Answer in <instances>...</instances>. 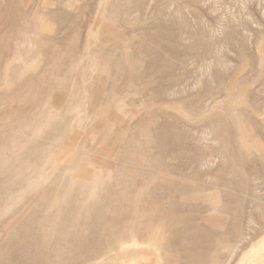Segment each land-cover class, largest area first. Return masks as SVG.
I'll list each match as a JSON object with an SVG mask.
<instances>
[{"label": "rangeland", "instance_id": "1", "mask_svg": "<svg viewBox=\"0 0 264 264\" xmlns=\"http://www.w3.org/2000/svg\"><path fill=\"white\" fill-rule=\"evenodd\" d=\"M21 5L0 0V264H264V0ZM155 57L183 94L128 79ZM163 122L185 127L201 170L160 154Z\"/></svg>", "mask_w": 264, "mask_h": 264}, {"label": "bare ground", "instance_id": "2", "mask_svg": "<svg viewBox=\"0 0 264 264\" xmlns=\"http://www.w3.org/2000/svg\"><path fill=\"white\" fill-rule=\"evenodd\" d=\"M3 1V0H2ZM6 2H8V3H13V2H15L16 0H5ZM18 1H20L21 2V0H18ZM31 1V0H30ZM25 3V2H24ZM30 3V2H29ZM22 5H23V0H22ZM21 5V6H22ZM25 7V6H24ZM24 7H23V9H24ZM32 8V7H31ZM33 10V9H32ZM113 11V10H112ZM17 12H18V14H20V12H19V10H17ZM31 12V11H30ZM7 13H8V8H3L2 9V11H1V13H0V23H3V22H5L6 21V18H7ZM38 13V12H37ZM24 14H27V11H25V13ZM179 18V17H178ZM10 19V18H9ZM60 19V18H59ZM60 22V21H59ZM75 23V22H74ZM181 23V22H180ZM184 23V22H183ZM56 29V28H55ZM16 30V29H15ZM79 30V29H78ZM39 31V30H38ZM30 32V31H29ZM21 33V32H20ZM66 34V33H65ZM75 34V33H74ZM6 35H7V32H5V31H3V33H2V35L0 36V38H2V39H0V47L1 46H3L2 44H3V41H4V39L6 38ZM71 35V34H70ZM68 36V35H67ZM72 36V35H71ZM162 36V35H161ZM108 38V37H107ZM161 38V37H160ZM17 39V38H16ZM166 39V38H165ZM42 40V39H41ZM50 40V39H49ZM164 40V39H163ZM169 40H171V39H169ZM18 41V40H17ZM24 42V41H23ZM79 42V41H78ZM47 43V42H46ZM49 43V42H48ZM43 45V44H42ZM56 48V47H55ZM58 48V47H57ZM101 48V47H100ZM9 49V48H8ZM49 50V49H48ZM55 51V50H54ZM79 52V51H78ZM112 52V51H111ZM23 54V53H22ZM36 55V54H35ZM56 55V54H55ZM110 55V54H109ZM181 54H177V56H178V58H180L179 56H180ZM57 56H59V55H57ZM111 56V55H110ZM131 56V55H130ZM78 56L76 55V58H77ZM109 57V56H108ZM158 57V56H157ZM75 58V59H76ZM121 58V57H120ZM119 58V59H120ZM49 59V58H48ZM73 59V58H72ZM155 59H156V57H155ZM155 59H152L150 62H148L147 64H143V66H145V68L146 69H144V70H141L140 71V73H139V76H137L136 74H130V76H129V78L128 79H132V80H134V81H138V80H140L141 78H142V76H141V74H147V72H148V74L150 75L149 77H148V82H151V84H153V82L155 81V80H153V79H156V80H161V81H164V82H167L168 83V88L165 90V93L166 94H169V93H171V92H173V91H176L175 90V86H177L175 83H174V78L173 77H171L170 78V75H171V73H172V71H171V73H170V75H169V72H166V71H168L171 67H173V66H171V64L170 63H168V62H166V63H168V66H169V69L167 68V66H166V68L164 67L165 66V62H164V65H162V62H163V59H161V61H160V59L158 58V61H157V59L155 60ZM181 60H182V58H180ZM156 62H155V61ZM179 60V59H178ZM131 61H133V60H131ZM159 63V62H161V64H160V66L162 65L163 66V69L165 68V70L166 71H164V70H162L161 69V67L159 66V64H158V69L156 68V63ZM208 63V62H207ZM179 65V64H178ZM209 65V64H208ZM32 66V65H31ZM35 66V65H34ZM40 66V65H39ZM6 67H7V65H6ZM29 67H30V65H29ZM160 67V68H159ZM48 68V67H47ZM156 68V70H154ZM8 69H9V67H8ZM39 69V68H38ZM170 70H172V69H170ZM59 71V70H58ZM143 71H144V73H143ZM79 74V73H78ZM144 74V75H145ZM85 75V74H84ZM219 75H220V77H219ZM146 76V75H145ZM157 76V78H155ZM214 77H213V80H214V78L216 79V81H218L220 78H221V73L219 74V73H215L214 75H213ZM51 77V76H50ZM86 78V77H85ZM52 79V78H51ZM50 79V80H51ZM68 79V78H67ZM87 79V78H86ZM143 79V78H142ZM2 80V79H1ZM85 80V79H84ZM114 80V79H113ZM141 81V80H140ZM145 81V80H144ZM215 81V80H214ZM220 81V80H219ZM4 82V81H3ZM22 82V81H21ZM37 82V81H36ZM115 82V81H114ZM5 83V82H4ZM91 83H93V82H91ZM191 83V82H190ZM115 84H117V82L115 83ZM186 84V83H185ZM188 84V83H187ZM196 84V83H195ZM115 86V85H114ZM183 86V85H182ZM186 86V85H185ZM194 86V85H193ZM192 86V87H193ZM191 87V88H192ZM234 87V86H233ZM118 88V87H117ZM160 88H163V87H160ZM179 88H181V87H179ZM194 88V87H193ZM228 88V87H227ZM182 89V88H181ZM188 89H190V88H188ZM231 89H232V87H231ZM9 90V89H8ZM143 90V89H142ZM234 90V89H233ZM232 90V91H233ZM26 91V90H25ZM109 91V90H108ZM180 91V90H179ZM175 92V94H176V96L178 95V94H183L184 92L182 91V92ZM224 92H225V90H224ZM227 92V91H226ZM34 93V92H33ZM43 93V92H42ZM228 93H232L231 91H229ZM108 94V93H107ZM173 95V94H172ZM6 97V96H5ZM26 97V96H25ZM51 97V96H50ZM27 98V97H26ZM107 98V97H106ZM3 99V98H2ZM23 99V98H22ZM36 99V98H35ZM25 100V99H24ZM156 100H158V99H156ZM27 101V100H26ZM100 101V100H99ZM111 101V100H110ZM119 101V100H118ZM194 101V102H193ZM193 101H190V102H188V103H185V104H182L183 105V109L185 110V112H187V114L189 115H191L192 114V112H198V113H203L204 111L203 110H199V108H203L204 109V107H203V104L201 103V102H199V101H197V100H193ZM6 102V101H5ZM12 102V101H11ZM31 102V101H30ZM45 102V101H44ZM101 102V101H100ZM109 102V101H108ZM121 102V101H120ZM210 102V101H209ZM13 103V102H12ZM35 103H37V102H35ZM111 103V102H110ZM112 104V103H111ZM116 104V103H115ZM119 104V103H118ZM131 104V103H130ZM210 103H208V105H209ZM208 105H206V106H208ZM124 106V105H123ZM107 107V106H106ZM105 107V108H106ZM206 108V107H205ZM34 109V108H33ZM40 109H41V107H40ZM108 109V108H107ZM198 109V110H197ZM208 109V108H207ZM32 110V109H31ZM51 110V109H50ZM61 110V109H60ZM33 111V110H32ZM34 111H38V110H34ZM40 111V110H39ZM57 111V110H56ZM26 112V111H25ZM194 112V113H195ZM56 113V112H55ZM193 113V114H194ZM200 114V115H201ZM103 115V114H102ZM196 115V114H195ZM194 115V116H195ZM5 116V115H4ZM62 118V117H61ZM181 121H182V123H183V125L186 127V125H187V123H186V119H180ZM179 121V120H178ZM181 121H179V122H177V125L178 124H180L181 123ZM12 124V123H11ZM114 125V124H113ZM149 126V125H148ZM179 126V125H178ZM176 127V125H171V124H168V123H166V122H163L157 129H155V130H152L151 132H150V136H152V142H153V144H154V146L156 147V148H158V150H159V152H160V154L161 155H163V156H166V157H174V156H182L183 157V159H182V161H184L185 163H186V165H191V170H192V168H195V171L193 170V172H196V170H197V168L198 169H200L201 170V168H200V166L202 165V167L204 166V165H206V163L204 162V160H203V157H202V153L199 151V149L195 146V145H193V144H187L188 143V137H187V134L183 131V130H185V127H184V129L182 130V129H179V128H181V127ZM181 126V125H180ZM189 127V126H188ZM36 129V128H35ZM145 130H147V129H145ZM225 130H227L228 131V129H226L225 128ZM225 130L223 129V131L225 132ZM38 131H40V130H38ZM213 131V130H212ZM222 131V130H221ZM224 132H221L222 134H224ZM4 133V132H3ZM225 133H227V132H225ZM215 134V133H214ZM220 134V133H219ZM228 135H229V132H228ZM13 136V135H12ZM34 136V135H33ZM221 136V135H220ZM225 136H226V134H224V137H222L223 139L225 138ZM15 137V136H14ZM143 137V136H142ZM145 137V136H144ZM148 137V136H147ZM216 138H217V136H216ZM219 139V138H218ZM225 139H227V137L225 138ZM20 142H21V140H20ZM24 142H26V141H24ZM148 144V143H147ZM198 145V144H197ZM229 145V144H228ZM122 146V145H121ZM142 146H143V144H142ZM226 146V145H225ZM199 147V146H198ZM28 148V147H27ZM84 148V147H83ZM15 149V148H14ZM14 149H12V150H14ZM149 149V148H148ZM148 149H144V148H140L139 149V154H145V153H149V151H148ZM153 149H154V147H153ZM132 150V149H131ZM130 150V151H131ZM46 151V150H45ZM103 151V150H102ZM227 151V150H226ZM12 152V151H11ZM18 151L16 150V153H17ZM137 152V151H136ZM154 153V152H153ZM225 153V152H224ZM22 154V153H21ZM28 154V153H27ZM128 154V153H127ZM208 154V153H207ZM122 155V154H121ZM210 155H212V154H210ZM220 155V154H219ZM232 155H233V153H232ZM136 156V155H135ZM159 156V155H158ZM207 156V155H206ZM137 157V156H136ZM144 157V156H143ZM162 157V156H161ZM218 157H220V156H218ZM222 157V156H221ZM50 158V157H49ZM144 158H146V157H144ZM150 158V157H149ZM209 158V157H208ZM214 158H215V156H214ZM232 158H233V156H230L229 157V161H232ZM67 159H68V157H67ZM89 159V158H88ZM95 159V158H94ZM161 159V158H160ZM164 159V158H163ZM29 160V159H28ZM50 160V159H49ZM101 160V159H100ZM52 161V160H51ZM57 161V160H56ZM119 161V160H118ZM125 161H126V159H125ZM168 161V160H167ZM210 161V160H209ZM213 161V160H212ZM226 161V160H225ZM224 161V162H225ZM53 162V161H52ZM120 162V161H119ZM204 162V163H203ZM120 163H122V162H120ZM151 163V162H150ZM156 163V162H155ZM158 163V162H157ZM208 163V162H207ZM52 164V163H51ZM159 164V163H158ZM231 164H232V162H231ZM90 165V164H89ZM93 165H94V163H93ZM120 165H122V164H120ZM157 165V164H156ZM208 165V164H207ZM158 166V165H157ZM161 166V165H160ZM165 166V165H164ZM226 166V165H225ZM93 167V166H92ZM91 167V168H92ZM189 167V166H188ZM159 168V167H158ZM162 168V167H161ZM164 168V167H163ZM167 168V167H166ZM124 169V168H123ZM137 169V168H136ZM149 169V168H148ZM153 169V168H152ZM157 170V169H156ZM166 170V169H165ZM93 171V170H92ZM134 171H136V170H134ZM199 171V170H198ZM231 171V170H230ZM158 172V171H157ZM163 172H164V170H163ZM227 173V172H226ZM156 174V173H155ZM166 174H168V173H166ZM205 174V173H204ZM96 175V174H95ZM94 175V176H95ZM107 175V174H106ZM124 175V174H123ZM158 175H161V174H158ZM11 176V175H10ZM59 176V175H58ZM96 176H98V175H96ZM100 177V176H99ZM106 177H109L108 175L106 176ZM132 177V176H131ZM147 177H148V175H147ZM163 177H164V175H163ZM166 177H168V176H166ZM201 177V176H200ZM243 177H244V175H243ZM156 178H158V177H156ZM165 178V177H164ZM207 178V177H206ZM110 179V178H109ZM132 179V178H131ZM147 179V178H146ZM159 179V178H158ZM172 179H174V178H172ZM172 179H170V178H165V183H164V185H166L167 186V188H169L170 189V191H171V194H169L168 193V191L167 190H163L160 194H159V197L161 198L162 196H167L168 197V199L169 200H172V201H174L173 199H175L174 197L176 196V190L177 189H179L180 187L179 186H175V184H174V180H176L177 179V176H176V179H174V180H172ZM190 179V178H189ZM192 179V178H191ZM241 179V178H240ZM246 179H247V176H246ZM182 180V179H181ZM237 180V179H236ZM65 181V180H64ZM95 181V180H94ZM104 181V180H103ZM162 181V180H161ZM183 181V180H182ZM243 181V180H242ZM87 182H90V181H87ZM163 182V181H162ZM178 182V181H177ZM210 182H211V180H210ZM30 183V182H29ZM94 183H96V181L94 182ZM200 183V182H199ZM131 184V183H130ZM144 184V183H143ZM146 184V183H145ZM178 184V183H177ZM204 184H207V183H204ZM243 184V183H242ZM245 184V183H244ZM243 184V185H244ZM104 185V184H103ZM163 185V184H162ZM164 185H163V187H164ZM182 185V184H181ZM201 185V184H200ZM110 186V185H109ZM132 186V185H131ZM204 186V185H203ZM214 186V185H213ZM245 186V185H244ZM158 187V186H157ZM160 187V186H159ZM188 187V186H187ZM197 187V186H196ZM247 187V186H246ZM245 187V188H246ZM105 188V187H104ZM185 188V187H184ZM194 188V187H193ZM211 188V187H210ZM208 189V188H207ZM24 190V189H23ZM62 190V189H61ZM133 190V189H132ZM153 190V189H152ZM158 190V189H157ZM182 190V189H181ZM17 191V190H16ZM179 191V190H178ZM195 191V190H194ZM224 191V190H223ZM245 191V190H244ZM61 192V191H60ZM142 192V191H141ZM151 192H153V191H151ZM210 192V191H209ZM213 191H211V193H212ZM214 192H215V190H214ZM217 192V191H216ZM140 193V192H139ZM138 193V194H139ZM195 193V192H194ZM198 193V192H197ZM13 194V193H12ZM18 194V193H17ZM16 194V195H17ZM143 194H145V193H143ZM184 194V193H183ZM182 194V195H183ZM11 195V194H10ZM93 195H94V193H93ZM178 195V194H177ZM181 195V196H182ZM233 195V194H232ZM138 196V195H137ZM179 196V195H178ZM188 196H190V195H188ZM222 196V195H221ZM13 197V196H12ZM90 197H92V196H90ZM214 197H216V195H214ZM152 198H153V196H152ZM184 198H185V196H184ZM201 198V197H200ZM150 199V198H149ZM49 200H51V199H49ZM90 200H92L91 198H90ZM201 200V199H200ZM216 200H218V198L216 199ZM11 201V200H10ZM165 202V201H164ZM176 202V201H175ZM190 202H191V200H190ZM189 202V203H190ZM8 203H10V202H8ZM30 203V202H29ZM193 203V202H192ZM197 202H195V204H196ZM199 203V202H198ZM28 204V203H27ZM116 204V203H115ZM178 204V203H177ZM185 204H187V203H185ZM202 204V203H201ZM227 204V203H226ZM239 204H241V203H239ZM7 205H9V204H7ZM35 205V204H34ZM33 205V206H34ZM119 205V204H118ZM204 205V204H203ZM29 206V205H28ZM32 206V205H31ZM32 206V207H33ZM120 206V205H119ZM170 208H172L173 207V203L171 204V203H169V205H168ZM196 206V205H195ZM195 206H194V208H195ZM225 206V205H224ZM7 207V206H6ZM9 207V206H8ZM26 207V206H25ZM30 207V206H29ZM31 207V208H32ZM178 207V206H177ZM185 207V206H184ZM211 207H213V206H211ZM215 207H217V206H215ZM225 207H227V206H225ZM117 208V207H116ZM121 208V207H120ZM131 208V207H130ZM187 208V207H186ZM191 208V207H190ZM210 208V207H209ZM237 208V207H236ZM9 209V208H8ZM25 209V208H24ZM23 209V210H24ZM27 209H29V208H27ZM133 209V208H132ZM197 209V208H196ZM211 209V208H210ZM216 209V208H215ZM218 209V208H217ZM216 209V210H217ZM23 210L21 211V213L23 212ZM135 210V209H134ZM200 210V209H199ZM219 210V209H218ZM224 210V209H223ZM222 210V211H223ZM64 211V210H63ZM196 211V210H195ZM198 211V210H197ZM210 211H212V210H210ZM209 211V212H210ZM229 211V210H228ZM231 211V210H230ZM24 212H25V210H24ZM115 212H118V211H116V209H115ZM121 212V211H120ZM123 212V211H122ZM136 212V211H135ZM188 212V211H187ZM186 212V213H187ZM190 212V211H189ZM219 212H220V210H219ZM204 213V212H203ZM236 213H238V212H236ZM18 214V213H17ZM16 214V215H17ZM191 214V213H190ZM23 215H24V213H23ZM26 215V214H25ZM172 215H173V213H172ZM178 215V214H177ZM194 215V214H193ZM204 215V214H203ZM20 215H18V217H19ZM206 216H208V215H206ZM210 216H212V215H210ZM15 217V216H14ZM121 217V216H120ZM132 217V216H131ZM177 217V216H176ZM214 217V216H213ZM216 217V216H215ZM215 217H214V219H215ZM236 217V216H235ZM234 217V218H235ZM104 218H105V216H104ZM127 218V217H126ZM211 218V217H210ZM13 219V218H12ZM21 219V218H20ZM200 219V218H199ZM216 219H217V217H216ZM14 220H16V217H15V219ZM13 220V221H14ZM195 220V219H194ZM197 220V219H196ZM218 220H220V219H218ZM149 221V220H148ZM235 221H236V218H235ZM235 221H234V223H235ZM19 222V221H18ZM18 222H16V224L18 223ZM66 222H68V221H66ZM113 223V222H112ZM137 223V222H136ZM144 223V222H143ZM185 223V222H184ZM196 223V222H195ZM233 223V222H232ZM120 224H121V222H120ZM116 225V224H115ZM134 225V224H133ZM141 225V224H140ZM200 225V224H199ZM130 226H131V224H130ZM117 227H118V225H117ZM70 228H72V227H70ZM185 228V227H184ZM202 228V227H201ZM31 229V228H30ZM29 229V230H30ZM181 229V228H180ZM191 229V228H190ZM126 230V229H125ZM131 230H132V228H131ZM137 231L139 230V229H136ZM144 230H145V228H144ZM181 230H183V228L181 229ZM203 230V229H202ZM142 231V230H141ZM196 231V237H191L192 239L194 238H198L197 240H196V242H201V245L203 246L208 240H209V238L210 237H212V236H210L209 234H208V231H201V230H199V229H196L195 230ZM207 232V233H206ZM139 233V232H138ZM143 233H145V232H143ZM151 233H152V231H151ZM173 233L174 232H170L169 233V235H173ZM183 233V232H182ZM187 233V232H186ZM184 234H185V232H184ZM193 234V233H192ZM195 234V233H194ZM119 235V234H118ZM117 235V236H118ZM7 236V235H6ZM77 236V235H76ZM79 236V235H78ZM183 236V235H182ZM187 236V235H186ZM191 236V235H190ZM1 237V236H0ZM143 237V236H142ZM181 237V236H180ZM185 237V236H184ZM5 238V237H4ZM11 238V237H10ZM81 238V237H80ZM141 238V237H140ZM172 237H170V236H167V239H171ZM175 238V237H174ZM190 238V237H189ZM2 239V238H1ZM143 240V239H142ZM181 240H183V238L181 239ZM185 240V239H184ZM211 240H212V238H211ZM180 242H182V241H180ZM190 242V241H189ZM192 242V241H191ZM194 242H195V240H194ZM214 242V241H213ZM4 243H6L5 241H4ZM183 243H184V241H183ZM211 243V242H210ZM7 244V243H6ZM208 244V243H207ZM10 245V244H9ZM197 246V245H196ZM45 247V246H44ZM209 247V246H208ZM210 247H212V246H210ZM55 248V247H54ZM54 248H52V249H54ZM206 248H207V246H206ZM59 249V248H58ZM95 250H96V248H95ZM199 250V249H198ZM202 250V249H201ZM209 250V249H208ZM1 251V250H0ZM58 251V250H57ZM206 251V250H205ZM51 251H49V253H50ZM186 253V252H185ZM205 253V255H206V253L207 252H204ZM134 254V253H133ZM209 254V253H208ZM50 256H51V253L49 254ZM88 255V254H87ZM204 255V256H205ZM6 256H7V258L8 259H14V258H16V256L13 254V252H7L6 253ZM179 257V256H178ZM3 258V257H2ZM1 258V259H2ZM205 260V259H204ZM203 260V261H204ZM45 261V260H44ZM53 261V260H52ZM175 262V261H174ZM3 263V262H2ZM45 264V263H44ZM46 264H47V262H46ZM97 264V263H96ZM198 264V263H197Z\"/></svg>", "mask_w": 264, "mask_h": 264}]
</instances>
